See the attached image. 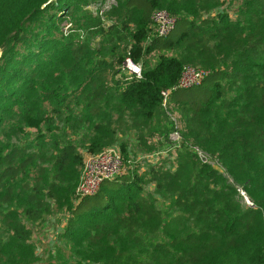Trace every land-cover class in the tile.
<instances>
[{"label":"trees","instance_id":"trees-1","mask_svg":"<svg viewBox=\"0 0 264 264\" xmlns=\"http://www.w3.org/2000/svg\"><path fill=\"white\" fill-rule=\"evenodd\" d=\"M104 1L0 0V264H35L26 221L48 198L70 217L41 264H264V0H114L100 13ZM155 9L176 18L167 36L153 34ZM185 63L210 72L173 88L168 113L160 90ZM169 115L174 158L138 159L167 147ZM111 145L127 170L78 195L85 154ZM200 153L260 205L243 206Z\"/></svg>","mask_w":264,"mask_h":264},{"label":"built area","instance_id":"built-area-1","mask_svg":"<svg viewBox=\"0 0 264 264\" xmlns=\"http://www.w3.org/2000/svg\"><path fill=\"white\" fill-rule=\"evenodd\" d=\"M112 3H114V0H105L103 3L98 4L100 13L108 9ZM175 21V16L166 9H155L151 15L153 34L167 36L174 27ZM69 25L70 24L68 22L64 24L63 30L65 32H67ZM124 69L130 75L139 76L141 74V65L134 61L130 56H127L124 60ZM209 72L210 69L208 68L185 63L175 84L160 90L162 108L168 112L170 94L173 88L196 84L200 82ZM171 118L173 121V127L169 132L170 142L167 147H165V151H169L170 157L173 159L176 155V148L182 140V136L178 130L176 119L173 116H171ZM157 155L158 153L156 152L139 154L138 159L145 158L147 160L154 161V159H157ZM200 156L202 159L206 160L205 155L200 153ZM129 164L130 160L124 158L120 149L116 145L107 146L98 152L86 153L84 156V165L80 175V180L76 186V193L78 195L95 193L99 189L103 180L124 173ZM245 199L248 204L252 205L247 197Z\"/></svg>","mask_w":264,"mask_h":264},{"label":"rangeland","instance_id":"rangeland-1","mask_svg":"<svg viewBox=\"0 0 264 264\" xmlns=\"http://www.w3.org/2000/svg\"><path fill=\"white\" fill-rule=\"evenodd\" d=\"M228 6V4H224L222 5V7L220 6V8H228ZM64 22L65 21L63 20L61 27H63ZM61 29L63 30V28ZM1 52L2 49L0 48V54ZM133 144L129 145L128 149L132 150ZM165 149L166 148L163 147L156 152L158 153L157 158L160 156L161 153H163L162 155H167L166 159L171 160L170 152H166ZM138 154L149 153L139 152ZM143 161L140 163V166H137V169H142ZM148 161L153 162L151 160ZM206 161H208L213 167L222 172L228 178V181L235 186L237 191V197L243 206L258 207L260 205L255 201V199L251 197V195L248 193L246 188L243 187L242 184L237 183L231 178L230 174L226 172L225 168L219 164L215 157H211L209 154H207ZM147 188L150 190L151 188H153V184H148ZM155 197L158 199V204L160 205V207H162L163 209L166 208L165 210L167 211H171L170 206L167 205L168 200L164 199L158 193H155ZM246 197L252 203V205L246 202ZM73 200H75V197L73 198ZM47 201L50 204V209L48 211H45L44 215L40 219H37V221L35 222L26 221V225L30 229V237L28 241L31 243L33 247V254L37 259L35 264H41L46 259H56V257L61 254L59 249L65 246L64 232L70 217V209L68 206H57L52 199L48 198ZM259 209L261 210L264 218V207H259Z\"/></svg>","mask_w":264,"mask_h":264},{"label":"crops","instance_id":"crops-1","mask_svg":"<svg viewBox=\"0 0 264 264\" xmlns=\"http://www.w3.org/2000/svg\"><path fill=\"white\" fill-rule=\"evenodd\" d=\"M151 59H152V61H154L155 57H153V56H152V58H151ZM129 75H130V74H129Z\"/></svg>","mask_w":264,"mask_h":264}]
</instances>
